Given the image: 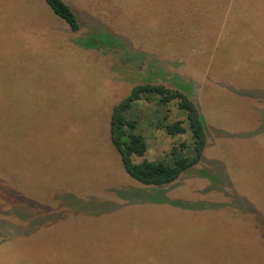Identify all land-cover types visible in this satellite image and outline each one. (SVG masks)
Segmentation results:
<instances>
[{"label": "rangeland", "instance_id": "1", "mask_svg": "<svg viewBox=\"0 0 264 264\" xmlns=\"http://www.w3.org/2000/svg\"><path fill=\"white\" fill-rule=\"evenodd\" d=\"M63 1L80 31L44 0H0V264H264V0ZM144 83L181 90L204 122L201 160L160 187L110 139ZM153 110L134 163L190 141L152 128Z\"/></svg>", "mask_w": 264, "mask_h": 264}, {"label": "trees", "instance_id": "2", "mask_svg": "<svg viewBox=\"0 0 264 264\" xmlns=\"http://www.w3.org/2000/svg\"><path fill=\"white\" fill-rule=\"evenodd\" d=\"M44 2L67 24L71 32L80 31L81 24L74 10L63 0ZM103 37L89 36L85 41V47L100 48L109 45ZM144 100L154 103L152 118L148 122L152 128L162 129L172 137L189 132V143L182 142L173 146L167 160H140L138 163L133 161L134 158H142L147 149L146 140L139 131L140 123L145 120L143 114L142 120L140 118ZM171 106H175L184 115L187 129L183 126L184 121L171 120ZM110 139L128 176L143 185L154 187L173 183L198 164L206 143L204 122L193 101L179 89L152 83L133 86L128 95L113 108L110 117Z\"/></svg>", "mask_w": 264, "mask_h": 264}]
</instances>
